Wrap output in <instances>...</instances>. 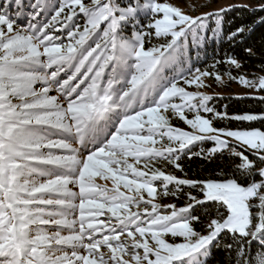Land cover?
I'll return each mask as SVG.
<instances>
[{
    "label": "snow or ice",
    "instance_id": "6c2138e0",
    "mask_svg": "<svg viewBox=\"0 0 264 264\" xmlns=\"http://www.w3.org/2000/svg\"><path fill=\"white\" fill-rule=\"evenodd\" d=\"M200 7L0 0V264H264V110L207 91L264 104V60L198 66L264 4Z\"/></svg>",
    "mask_w": 264,
    "mask_h": 264
},
{
    "label": "trees",
    "instance_id": "16d2710c",
    "mask_svg": "<svg viewBox=\"0 0 264 264\" xmlns=\"http://www.w3.org/2000/svg\"><path fill=\"white\" fill-rule=\"evenodd\" d=\"M250 7H257L261 4H264V0H250ZM143 2V0H141ZM242 5V4H239ZM257 16L264 15V12H259L256 14ZM255 17L253 15L244 10H236L229 12L225 16L224 28L225 31H229L235 29L240 25H249L253 23ZM130 29V28H129ZM242 43H229L227 41L221 42H212L207 44L204 50L201 53V64L210 63L213 58H222L225 54L234 55L238 59L244 62L245 71L248 72H256V66L259 65L262 60H264V25H256L254 30L251 33L245 34L242 38ZM246 48H251L253 52L256 53L255 56L249 57L248 54L244 51ZM246 96V95H245ZM235 96H224L223 100L215 101L217 104L229 105V110L231 112H244L248 110H252L253 112H259L264 110V104L259 101L252 99H243L236 100ZM233 126H235V122H233ZM256 127H260V122L255 123ZM200 161L193 162L191 167L194 171L199 169ZM205 167H208L205 165ZM206 174V173H205ZM257 245L253 244V249L255 250ZM213 259L210 261V264H226V253L222 248L214 249Z\"/></svg>",
    "mask_w": 264,
    "mask_h": 264
},
{
    "label": "rangeland",
    "instance_id": "374dc122",
    "mask_svg": "<svg viewBox=\"0 0 264 264\" xmlns=\"http://www.w3.org/2000/svg\"><path fill=\"white\" fill-rule=\"evenodd\" d=\"M172 3L174 4H178L180 5L182 8L185 5V0H171ZM250 0H187V4L189 6H191L193 3L195 4H206L207 7H200L198 8V11L196 13H192V14H200V13H204V12H210V11H214L217 10L219 8L222 7H227L230 5H250ZM185 10H189V9H185ZM143 14V13H142ZM148 18V17H146ZM141 22L142 23H146V19L144 18V15H142L140 17ZM81 23H83V18L81 17L80 20ZM21 23H23V21H21ZM210 44V43H208ZM198 66H203V64H200ZM209 91L211 94H219L224 96H245L249 94L248 89L244 88L243 86L233 82L230 87H213L212 89L207 90ZM179 126L184 127V125L181 123ZM109 186H110V182H109ZM165 202H169V201H165Z\"/></svg>",
    "mask_w": 264,
    "mask_h": 264
}]
</instances>
